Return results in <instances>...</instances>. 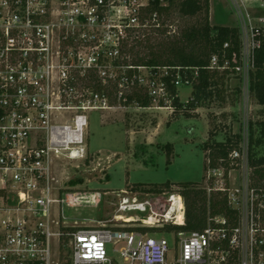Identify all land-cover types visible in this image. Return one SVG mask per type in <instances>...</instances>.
I'll list each match as a JSON object with an SVG mask.
<instances>
[{"label":"built area","instance_id":"1","mask_svg":"<svg viewBox=\"0 0 264 264\" xmlns=\"http://www.w3.org/2000/svg\"><path fill=\"white\" fill-rule=\"evenodd\" d=\"M151 1L0 0V264H264V189L253 187L245 173L240 186L228 187L220 166L209 168L205 181L215 179L216 186L205 189L226 197L237 212L236 223L216 215L202 231L178 232V238L172 234L171 244L164 236L149 237L137 228L181 223L184 205L179 194L167 199L175 201L176 195L180 202H174L172 218L164 211L162 220L149 214L132 220L140 222L132 226L122 213L94 227H77V221L70 222L65 215V208L84 197L60 194L50 175L51 157H85V111L94 109L92 98L74 103V84L88 70L84 89L106 101L103 93L93 91V76L89 77L93 72H88L98 69L105 81L100 52L118 57V49L109 48L111 34L132 26L135 8ZM164 1L168 2L159 0ZM228 1L240 35L241 61L235 68L240 72L252 67L254 49L264 38V0ZM114 10L119 24L110 23ZM99 30L102 38L97 37ZM225 66L226 62L218 66L217 56L212 55L207 68ZM124 67L119 87H141L157 104L178 96L169 91V84L177 92L179 86H193L198 78L197 68L189 66ZM62 111L74 115L62 121ZM243 154L234 150L229 161ZM149 206L147 200L132 202L124 197L117 210L142 214Z\"/></svg>","mask_w":264,"mask_h":264},{"label":"rangeland","instance_id":"2","mask_svg":"<svg viewBox=\"0 0 264 264\" xmlns=\"http://www.w3.org/2000/svg\"><path fill=\"white\" fill-rule=\"evenodd\" d=\"M163 4H167V1ZM231 6L233 4L228 0H209L210 25L236 26ZM142 7L145 5L136 7L132 13L136 18L132 26H122L117 35L111 34L109 48H117L118 57L100 50V64L106 71L105 81L101 80L98 69L88 72H93L89 77L93 76L94 84L100 80L106 89L112 90L111 94L103 92L106 101L84 89L88 70L74 84V103L80 105L82 99L92 98L94 106L93 110L85 111L88 115L85 157L79 160H69L63 155L51 157L50 175L57 180L54 185L59 188L60 194L74 193L84 197L83 201L65 208L67 219L70 222L76 220L77 227L98 226L120 213L125 216L130 214L135 219L151 214L157 220H162L165 201L171 195L179 194V184L194 182L195 186L204 189L216 186L215 179H211L210 184L205 181L210 166L207 159L209 151L204 148V144H210L212 140L223 142L231 138L235 141L234 136H240L239 150L244 152L241 159L230 161L227 171L220 166V173L225 174L228 187L240 186L244 173L250 177L247 156L249 126L264 121V106L259 105L248 90V72L251 67L224 75H221L222 70H218V84L212 89V95L199 98L196 107L184 112L171 106L172 101L157 104L152 100L151 106L146 108L134 102L124 104V96L135 90L131 86L118 85V76L125 70L124 65L132 64L131 60L136 57L147 58L150 50L165 48L169 42L178 40L183 29L197 25L203 18L202 14L183 16L173 6L160 16L158 22L148 18L146 24L141 25ZM112 13L113 21L110 23L119 24L115 10ZM97 37L102 38L100 30ZM119 37L120 40L124 38V49L131 48L130 52H121ZM82 73V69L77 72L80 76ZM118 91L123 92L122 97H119ZM140 91L145 92L144 89ZM177 95L179 101L187 106L191 96H194V88L179 86ZM73 115L74 111H62L59 114L62 121L69 120ZM261 153H264V147ZM167 158L170 159L169 163ZM166 182L169 185L160 186ZM124 197L132 202L147 200L150 206L142 214L137 211L120 212L117 210L118 205ZM97 198L98 202H94ZM168 222L174 221L164 224ZM137 223L140 222L131 221L128 224L132 226ZM162 230L148 236H164L169 244L172 234L176 238L179 236L178 232L167 234ZM62 249L66 250V245Z\"/></svg>","mask_w":264,"mask_h":264},{"label":"trees","instance_id":"3","mask_svg":"<svg viewBox=\"0 0 264 264\" xmlns=\"http://www.w3.org/2000/svg\"><path fill=\"white\" fill-rule=\"evenodd\" d=\"M168 0L167 4H161L159 0H152L149 4L140 9L141 25L146 24L148 18L152 19L153 15L158 17L166 14L171 7L176 6L183 16L193 17L199 14L203 18L197 25L185 28L179 34L178 40L169 42L161 50H150L148 57H136L131 60V65L137 66H189L197 68L198 78L193 83L194 96H191V102L188 105L181 103L178 97H174L172 105L175 109H187L197 106V101L201 97L212 95L213 88L217 86L218 69L207 68L212 55L217 56V65L226 66L221 69L222 74L235 72V68L240 65V48L241 41L236 26L217 25L211 26L209 22V0ZM141 10H143L141 12ZM213 31V33H212ZM124 38L121 39V52H130V49H124ZM126 42V41H125ZM224 44H227L225 47ZM132 47V46H131ZM122 56V55H120ZM252 67L249 70L248 90L251 96L259 105L264 106V38H261L259 47L254 49ZM132 70L126 73L132 74ZM93 80V79H92ZM169 81V78H166ZM93 91L98 93H112L104 87L100 80L91 85ZM169 91L176 94L175 88L169 84ZM134 91L124 96L125 102L136 103L140 107H150L152 100L147 92H141V87H134ZM194 101L195 103H193ZM162 103V102H160ZM187 107V108H186ZM188 117V114H187ZM248 139V161L251 168L250 181L251 185L256 188L264 189V153L261 148L264 147V121L251 123L249 126ZM235 141L228 138L226 141L217 142L212 140L210 144H204L208 149V165L210 167H223L227 171L229 167L228 155L234 150H239L240 136L235 135ZM168 157V155H167ZM167 162L170 159L167 158ZM74 182H72L73 184ZM167 186L169 182L160 184ZM179 194L184 203V220L181 223H165L161 228L141 226L137 229L145 233H157L163 229L164 233L170 232H194L202 231L208 224V219L216 215L225 216L232 224L236 223V210L232 209L226 200V197L220 192H212L209 195L204 188L195 186L194 182H185L179 184ZM133 229V228H127Z\"/></svg>","mask_w":264,"mask_h":264},{"label":"bare ground","instance_id":"4","mask_svg":"<svg viewBox=\"0 0 264 264\" xmlns=\"http://www.w3.org/2000/svg\"><path fill=\"white\" fill-rule=\"evenodd\" d=\"M174 196L175 197L173 199L175 201H172V199L171 200H167L169 197L165 201V205H166L165 211L167 213V215H166L167 218H172L173 214L175 213V203L174 202H176L178 200V204H180L179 199L177 198V196L176 195H174ZM118 218H120V217H118ZM126 220L132 221V220H135V218L132 215L129 214V215L126 216Z\"/></svg>","mask_w":264,"mask_h":264}]
</instances>
